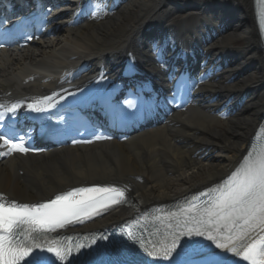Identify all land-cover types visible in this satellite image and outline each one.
Wrapping results in <instances>:
<instances>
[{
	"label": "bare ground",
	"instance_id": "bare-ground-1",
	"mask_svg": "<svg viewBox=\"0 0 264 264\" xmlns=\"http://www.w3.org/2000/svg\"><path fill=\"white\" fill-rule=\"evenodd\" d=\"M99 10L76 26H68L70 18L64 19L55 36L31 47L2 50L0 94L47 97L63 90V80L74 86L92 81L94 72L103 74L97 66L104 59H121L130 51L140 61L150 62L147 42L154 30L147 33V29L155 25L166 30L154 39L164 43L165 51L170 52V38L184 43L195 38L201 44L198 37L208 34L210 43L203 45L204 51L222 58L230 52L225 71L200 87L201 98L218 93L223 101L230 95L248 93L247 102L225 113L218 99L210 104L200 98L201 104L124 143L8 155L0 159V194L26 202L81 184L118 185L143 208L223 179L246 152L264 111V52L254 0H125L111 10ZM237 41L244 45L235 46ZM87 62L93 71L77 75L74 71L85 68ZM131 214V209L119 208L87 226H109ZM263 234L256 228L251 236Z\"/></svg>",
	"mask_w": 264,
	"mask_h": 264
},
{
	"label": "snow or ice",
	"instance_id": "snow-or-ice-1",
	"mask_svg": "<svg viewBox=\"0 0 264 264\" xmlns=\"http://www.w3.org/2000/svg\"><path fill=\"white\" fill-rule=\"evenodd\" d=\"M154 51L162 56L160 46H155ZM42 99L51 101L52 97ZM52 106L51 103L48 105ZM27 107L42 111L35 105ZM16 108L17 105H12L8 110L12 117L17 114ZM5 116L0 113V127ZM0 142V148L7 147V152L0 151V156L31 150L25 146L23 137H10L8 133L0 135ZM108 193L124 197V191L114 187H92L57 195L55 199L38 205L0 199V264H20L21 261L26 264H64L71 256L72 248L64 245L62 251L58 246L60 242L51 234L100 216L120 203L119 199L106 195ZM194 209L196 205L193 204L181 214L172 213L174 223L167 225L170 242L159 251L153 245L152 251L145 248L144 252L153 258L170 260L171 264H230L229 254L241 256L251 264H264L256 258L258 255L264 257V248H257L258 244H264V235L251 236L256 228L264 232V158H253L249 153L245 163L232 173L229 181L202 211L194 212ZM182 236L185 237L183 242ZM245 238L251 242L244 244ZM203 240L212 243L205 244ZM237 241H241L239 246ZM135 243L137 241L133 239ZM140 243L142 247L143 242ZM82 247L85 246L77 245L76 251ZM129 264L135 262L129 261Z\"/></svg>",
	"mask_w": 264,
	"mask_h": 264
},
{
	"label": "rangeland",
	"instance_id": "rangeland-1",
	"mask_svg": "<svg viewBox=\"0 0 264 264\" xmlns=\"http://www.w3.org/2000/svg\"><path fill=\"white\" fill-rule=\"evenodd\" d=\"M237 47H242L244 45L243 41H237L235 44Z\"/></svg>",
	"mask_w": 264,
	"mask_h": 264
}]
</instances>
